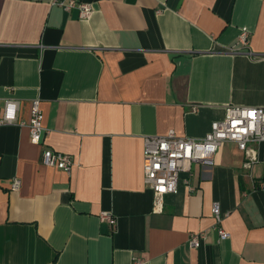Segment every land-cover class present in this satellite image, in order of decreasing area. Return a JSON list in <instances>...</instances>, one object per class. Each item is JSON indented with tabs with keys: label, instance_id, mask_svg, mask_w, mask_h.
Segmentation results:
<instances>
[{
	"label": "crops",
	"instance_id": "crops-1",
	"mask_svg": "<svg viewBox=\"0 0 264 264\" xmlns=\"http://www.w3.org/2000/svg\"><path fill=\"white\" fill-rule=\"evenodd\" d=\"M80 1L88 20L0 0V109L18 100L28 121L38 98L48 129L35 144L0 125V264H264V142L249 170L235 142L194 164V190L180 182L163 212L143 169L147 136L201 139L228 106H264V0ZM47 147L73 156L70 173L42 163Z\"/></svg>",
	"mask_w": 264,
	"mask_h": 264
},
{
	"label": "built area",
	"instance_id": "built-area-1",
	"mask_svg": "<svg viewBox=\"0 0 264 264\" xmlns=\"http://www.w3.org/2000/svg\"><path fill=\"white\" fill-rule=\"evenodd\" d=\"M55 3L66 12L77 9L82 20L93 16V6L80 0H55ZM250 32L247 29L239 35L240 45L249 44ZM230 53H237L240 49L231 47ZM20 102L7 100L0 109V125L18 124L27 126L31 140L35 144H42L48 134L44 125V113L40 99L31 103V117L28 121H19L18 112ZM226 142L237 143L243 151L244 168L249 170L259 160V144L264 142V106H228L225 117L211 123L210 130L204 138H188L179 136L175 130L165 135H153L145 138L143 169L146 185L154 194L155 212H163L164 198L168 194L178 191L180 182L194 190L191 185L194 164L201 163L212 166L215 156ZM42 163L50 167H58L70 173L76 164L72 155L45 148L42 154ZM21 180L15 178L12 189L18 190ZM213 214L217 223V231L221 239L229 237V232L222 226L224 213L220 206H213ZM101 219L112 226L116 225V218L110 212H103ZM204 232H194L189 238V245L198 248L205 239Z\"/></svg>",
	"mask_w": 264,
	"mask_h": 264
}]
</instances>
